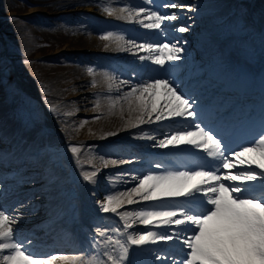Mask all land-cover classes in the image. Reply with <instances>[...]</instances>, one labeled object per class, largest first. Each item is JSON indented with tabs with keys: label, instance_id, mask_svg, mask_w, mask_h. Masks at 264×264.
I'll use <instances>...</instances> for the list:
<instances>
[{
	"label": "snow or ice",
	"instance_id": "6c2138e0",
	"mask_svg": "<svg viewBox=\"0 0 264 264\" xmlns=\"http://www.w3.org/2000/svg\"><path fill=\"white\" fill-rule=\"evenodd\" d=\"M142 2L148 6L124 5L120 11L126 15L120 19L165 37L162 25L180 21L181 13L194 14L193 23L201 17L214 23L199 32L192 24L172 29L193 40L181 35L172 42L138 44L124 34L114 37L112 31L102 37H114L117 50L132 53L141 69L150 62L160 77L134 69L135 81L122 79L118 85L128 89L117 96L127 103L124 130L137 129L141 134L133 138L149 143L142 155L100 157L103 168L147 165L143 173L131 168L119 174L125 191L110 185L103 201L93 200L97 212L119 217L117 226L93 219L88 247L78 261L75 255L35 251L34 240L21 238L13 227L21 217L0 208V264H55L58 259L65 264H264V26L257 31L242 7L225 12L192 0ZM165 9L169 11H161ZM105 11L112 15L113 9ZM226 48L238 52L243 63L233 62ZM257 63L258 73L251 71ZM48 110L59 118L56 106ZM145 125L151 133L143 131ZM184 148L204 162L196 168L178 166L175 160L156 159L151 151ZM67 150L74 160L80 151L71 143ZM65 164V152L51 141L39 112L18 108L11 124L0 121V201L30 185L16 211L28 208L35 214L43 208L50 227L71 235L76 225L84 229L83 210L77 181L63 174ZM101 171L81 172L80 179L95 185ZM132 205L135 209L123 210ZM144 248L151 259L141 258ZM97 249L103 250L97 254Z\"/></svg>",
	"mask_w": 264,
	"mask_h": 264
},
{
	"label": "rangeland",
	"instance_id": "374dc122",
	"mask_svg": "<svg viewBox=\"0 0 264 264\" xmlns=\"http://www.w3.org/2000/svg\"><path fill=\"white\" fill-rule=\"evenodd\" d=\"M119 1L122 2V0H117V2L111 0H0V32L3 31L11 37V46H9V49L15 52L24 63L18 70L27 73L26 70L29 71L28 69H31L33 66L36 67L37 71H34L37 73V77H39L38 79L41 83L45 84L46 95L50 100L58 101L60 108L62 107L67 112L68 116H65L67 123L65 122L64 125H68V131L62 137H59L61 133L59 131L61 130L54 128L52 142L59 147L62 145L66 146V150L68 144L71 143L79 147L80 151L74 160L70 151L67 150L65 154V166H68L70 163L68 154L73 161L79 160V158L84 156L89 157L84 153L91 152L90 149H84L83 139L85 134H88V136L93 135L96 122L99 125L96 132L103 130L107 125L106 122H103V118L100 117V111L96 109L98 105L99 107L101 105L94 104L91 106L90 103V100L102 102V95L95 85L97 78L95 77L94 66H92V60H96L97 57L95 55L94 57H90L84 54L86 58L83 59L82 56L78 55L75 57L72 54L57 57L54 55L57 51L72 52L82 50L87 53H95L96 51L93 50L98 45H103L104 48L106 44L114 43L116 34H126V31H123L121 27V19L116 15L118 13L116 8H120L122 5ZM221 1L192 0V2H197L202 5L220 4ZM230 1L224 4L222 8L225 12L232 5ZM105 8H112L114 11L112 15H109L105 11ZM181 15L184 18L180 21L163 25L165 30H167V27H170L168 32L166 31L167 33H175L172 30L174 26L179 27L186 24H192L195 32L204 29L205 24L203 23V19H206V17H201L196 23H193V20H196L194 14L181 13ZM261 15L264 24V10ZM12 17L19 19H11ZM55 17L58 18L55 19ZM188 17H192V19H188ZM29 18L36 20L38 25L28 22ZM212 22L210 20L209 26L212 25ZM41 23H43L42 26L40 25ZM87 28L90 32H86L85 34ZM108 31H112L114 37L105 40L102 37ZM87 36L88 39L85 38ZM187 37L190 40L194 39L189 34ZM79 52L81 54V51ZM47 53H53V57L50 60H40L42 58L41 55ZM32 59H36L37 63L33 64ZM53 59L55 60L53 61ZM89 68H92L93 71L90 72ZM23 79L24 83L19 81V85L21 83L29 90H35V80L34 82L29 77L27 82H25L26 78L24 77ZM123 89L124 91L128 90L127 87H123ZM4 110L6 115L9 116L10 108H8L7 104ZM86 113H89L86 115L87 117H83V114ZM96 116H99V119H96ZM72 118H81L78 129H75L70 124ZM101 119L102 121L99 122ZM125 119H128V117ZM3 122L10 124V122H6L5 120ZM124 126L125 123L116 130L106 132L107 129H105L106 131L104 133L94 135L105 137L107 133L117 132ZM93 157V163L96 164V168L99 167V164L102 165V163L97 164L99 160L95 155ZM63 174L66 175V172ZM28 187L31 188V186L26 185V188Z\"/></svg>",
	"mask_w": 264,
	"mask_h": 264
},
{
	"label": "bare ground",
	"instance_id": "6f19581e",
	"mask_svg": "<svg viewBox=\"0 0 264 264\" xmlns=\"http://www.w3.org/2000/svg\"><path fill=\"white\" fill-rule=\"evenodd\" d=\"M135 1V0H134ZM136 1H139V2H141L142 3V0H136ZM109 2V1H108ZM120 2V1H119ZM120 3H122V2H120ZM118 5V4H117ZM120 5V4H119ZM123 7V6H122ZM117 9V11H119L122 15H126V13H122L121 11H120V9L121 8H119V7H117L116 8ZM114 12V11H113ZM117 15V14H116ZM121 31V30H120ZM124 31V30H123ZM154 32H156V30H153ZM85 34H86V32H85ZM86 36V35H85ZM85 38H87L88 39V36L87 37H85ZM80 41H82V40H80ZM83 41H85V40H83ZM142 42L141 43H148L149 41L148 40H146V39H143V40H141ZM137 43H140V42H137ZM163 43V42H162ZM114 46H116V49H117V44L116 43H114ZM117 52H119L118 50H117ZM120 54L122 55V54H132V53H128V52H124V51H120ZM143 54H146V53H144V52H140V53H138L137 55H143ZM131 58H135L134 56H133V54H132V56H131ZM149 66L150 65H146V69H145V71H147L148 70V68H149ZM149 71H150V69H149ZM112 74H115L116 76H117V79H115L114 81L113 80H109L108 79V77L109 76H111ZM120 80H122V78H120L118 75H117V73L114 71V70H112V69H107L105 72H104V75H103V78H102V84L103 85H105V87H109V88H111V95L109 96V97H107L106 98V100H105V105L102 107V109H101V115H100V117H102L103 118V122H106V125H107V127L106 128H104L103 130H101V131H99V132H96V129L98 128V124H97V122H96V124H95V126H94V129L93 130H95V132L93 133V135L94 134H98V133H104L106 130L105 129H107V131L106 132H108V131H110V130H116L117 128H119L120 126H122L124 123H126V119L125 118H127L128 117V111H127V103L125 102V101H122V100H117V96H122L123 95V93H122V91H124V89H123V87H120L119 89H118V85L120 84ZM135 81V80H134ZM126 87V86H125ZM123 89V90H122ZM124 109V112H123V117H122V115H121V109ZM97 111V110H96ZM102 121V119L101 120H99V122H101ZM91 128H92V126H90ZM124 128V127H123ZM123 128H120L118 131H120L121 129H123ZM117 131V132H118ZM145 132H147V131H145ZM128 134V136H129V138L131 137V138H133L134 136H136V135H139V134H141V133H139V132H136V133H133L132 135H130V133H127ZM92 135V136H93ZM109 137H112V136H109ZM134 139V138H133ZM136 140H139V139H136ZM95 155V157L99 160L98 161V163L97 164H99V163H102V161H101V159H100V155H98V154H94ZM105 159H108V158H114V157H108V158H106V157H104ZM99 166H102V165H100L99 164ZM132 186H134V185H131L130 187H132ZM126 190V188L124 189V191ZM16 215H23V213H19V212H17L16 213ZM56 264H60V263H57L56 262Z\"/></svg>",
	"mask_w": 264,
	"mask_h": 264
}]
</instances>
